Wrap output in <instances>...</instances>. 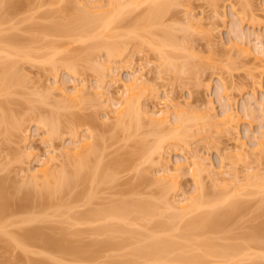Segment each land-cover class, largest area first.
<instances>
[{
	"label": "bare ground",
	"instance_id": "6f19581e",
	"mask_svg": "<svg viewBox=\"0 0 264 264\" xmlns=\"http://www.w3.org/2000/svg\"><path fill=\"white\" fill-rule=\"evenodd\" d=\"M58 1L62 5V11L71 10L69 9L71 7V0ZM76 1L77 5H75L74 9L72 8L73 11L71 10V13L65 18L55 20L51 23L35 22L32 24V27L43 34L44 38L47 36H61L69 37L70 42H86L92 40V44L86 49L69 50L68 48L62 47L65 42L62 44L63 42L57 39H47L45 41H43V39L41 40L43 43H40L42 45L36 48L33 43L41 42L38 37L27 40L19 34L8 33L6 35H1L0 94L4 93L11 95L16 92L15 90L17 88L24 86L25 74L21 72L19 66L20 60H38L39 62H44L43 64H49L52 72H57L63 67L65 70L73 72L74 75L77 76L79 74L81 76L82 70L80 69L79 60H84L85 62L90 61L89 63H91L94 57V49L104 50L106 58L102 62H99L105 70H109L111 81L117 85V87H115V92H110L105 88L106 81L103 79L104 77H102V79L98 78L96 80L98 82L96 85H89L86 78H83L84 80L82 81H77L78 78H76L71 85L57 78L51 86H48L51 92L48 91L49 93H46L52 95L55 91L60 95V99H57L56 102L58 109L74 107L82 102L86 103L92 100L94 95L104 98L103 101L105 102V107H107L105 114L106 118L108 117L109 120L111 117L115 118L113 124L117 131L131 130V134L137 135L141 128L149 123L155 127H153V134L155 135L154 140L149 141L147 138H141L138 140L135 149L125 157L115 158V160L111 162H106L100 148L101 145L92 132H87L88 134L79 136L72 127V133L75 138L71 143L65 144L62 147L55 146L54 140L56 136H59L61 133L60 112H38L36 113L37 115L29 114L23 119L17 120V118L14 119L13 116L9 114L8 107L12 100L9 98L5 101L0 100V133L3 132L8 135L11 133L12 129L20 132L24 131V140L28 141L30 134L26 135L27 129H25V122L35 120L39 127L45 128L43 139L49 141L50 145H48V147H52L45 153L40 154L30 143L26 142L28 145L25 148V154L29 158V161L30 158L33 159H31L32 161H36L35 165L33 162V166L28 164L29 166L22 169L26 174L25 177L27 176L28 179L23 185H26L27 182V186L29 185V188L26 187V189H28L24 190V192L22 189V192L25 193L22 194V198L24 197L25 201L27 200L26 204H29L28 202L33 198L37 199V203L39 201L40 206L49 205V203L56 198V195L67 192L69 195L68 201L66 200L67 198L64 199L62 197V202L58 203L52 216L68 215V218L70 217V219L74 220V223L79 224L100 223V225L97 224L99 226H95L93 232L97 235L105 233L108 235L105 240L99 238L94 239L93 242H90L87 246H83L74 245L70 240L64 238L65 236L62 237L64 239L62 241L61 237L56 238L52 233L48 231H46L47 233L44 232L45 229H42L43 227L41 226L27 228L21 232L7 230L6 227L8 225L6 224L7 221L4 219L5 216H3V214L5 213L4 209L8 206V200H10L8 198L10 195L7 188L4 189L5 186L7 187V181L4 182L5 178H3L4 180L1 178L0 238L5 234L8 236V239H4V241H9L10 238V241H14L16 245L21 246L22 249H25L26 245L28 246V241L33 240L51 250H57L64 254H71L72 256L78 255L81 256L80 258H82V256L86 258L87 256L88 258L89 256H93L90 249L94 246H109L112 248L129 247V236H133L132 233L136 231L140 239L132 246L128 253L127 260H125L126 264H129L130 261L131 263L139 261L141 264H152L156 262L160 264H163L161 262L165 264H239L242 260H251L248 264H256L255 262H257L258 258L264 256V251L262 253L251 251L252 247L264 248L259 244V235L262 233L261 231L264 230L261 224H255L251 232L244 234L245 240L239 243H220L208 233L222 226L227 219L230 220V218H233L238 212L248 206L249 202L247 200L239 198L241 196L243 197L245 192L246 195L253 194L255 191L262 192L264 196V174L260 173L255 167L252 168V166H249L248 170L251 169V172L249 171V173H247L248 175L246 176L245 182H241L239 181L241 180L239 179L240 175L237 176L239 172L237 173V170L235 171L234 169V173L233 170H231L233 175H231V173L229 174L233 176L232 178L234 181L232 178H230L231 181H228L234 182V188L229 189L227 187L231 183L226 187L229 183L226 180L228 177H225V174L229 172L227 169L224 171L221 170L220 172L212 168H207L204 157L196 149L193 154L189 155V153H186V150H188L186 147H190L191 139L195 138L202 140L204 138L203 140L206 139L207 142V138H212L210 136L216 131H220V133L231 131L230 133H232L238 127H236V125H239L241 117L236 107L237 101H235V98H233L234 96L229 92V82L225 81V77H221L220 75L221 78L219 77V79L222 85L219 84V90L222 92L220 91L221 94L219 95L220 98L222 97L224 99L222 103L224 106L222 107V112L220 111L221 113H219L215 111L216 106L212 104L213 102L211 103V101H213L212 99H210L211 101L208 103V106L205 107L194 106V104L191 106V103L187 104L188 102L186 101L185 103L187 106H183L182 104L184 103L178 100L175 101L176 98L170 97L169 94L164 95V97L161 96L160 87L154 86L150 88L145 74L139 72L141 69L138 71L131 68L133 71L129 73L127 77H123L118 71L120 70V66L113 65L115 61L123 58L127 53H130L131 44L135 42V44L139 46L136 49L140 51V53L144 48L147 50L152 49L157 52L156 54L159 55L158 57L160 59L161 66L159 68L161 72L164 71L163 69L176 72L180 70L184 72L189 71L190 74H193L195 71L194 74L197 72L199 76V72H202L203 69L199 68L201 71L198 70V66L195 67L196 69L193 68L189 61H182L179 63V55L175 54L182 49V51L185 50V52H187L186 50H192L188 55L195 56V43H191L190 39L188 41L190 46L188 43L186 45V42H181L176 36L177 34L172 32L170 26H168L170 29L167 28L168 24L165 25L166 17L172 9L180 3V0ZM0 3L1 5L4 4L3 6H6L8 11L20 5H17L18 0H12V2L11 0H0ZM144 3H146L148 7L146 11H143V14L137 16V19L135 18V21L133 20L130 24L129 21L125 22L126 13L140 7ZM8 13H10V11ZM188 14L190 15H188L189 23L192 22L190 24L188 23V26L190 29H196L195 27L197 26L198 29V25L203 23L199 21L198 17V21L195 20V15L193 17L191 16L193 12L191 14V11L188 10ZM48 15H51V13H48ZM3 17L5 18V16L0 17V25L6 21ZM194 20L198 22V25H194ZM122 27L124 28L121 30L120 28ZM202 28H204L203 25ZM197 29L194 30V32L197 31ZM210 30L211 28L208 29L209 38L206 37L209 41L214 38L213 36L215 35L212 32L213 30L215 31L216 28ZM208 31L205 29V32L203 31L205 34H202L205 36L208 34ZM252 34L248 33L247 37V34L242 32L236 35L235 38L233 37L234 39L230 38L229 47H225V49L227 48L230 50V48H236V50L239 51L238 54L251 56V61H254L253 63L255 64L253 68H251L252 70L249 73V77L254 85H262V79L264 77V34L255 33L253 34V39H251L250 36ZM215 41L216 39L214 38L212 43ZM218 42L219 40H217L216 43ZM221 42L223 45V41ZM43 48H47V50L40 51V49ZM171 50L173 51L171 52ZM130 54L129 62H132L134 61V52ZM129 66L127 67L130 68ZM161 67H163V69H161ZM143 68L144 67H142V72ZM209 83H207L208 88L212 87L211 83ZM148 89H151L149 95H147ZM41 94L45 98L42 99L41 95H39L41 97L40 100L42 99L46 102L47 95L43 92ZM88 95H92V97ZM150 95L156 98V102L158 99V102H155L156 105H152L154 107L143 101L145 96L148 97ZM33 109L34 112H37L40 108L34 106ZM245 109L247 114L251 117L249 120L250 124H253L255 117L254 109H249L247 106ZM261 110L264 118V106ZM72 115L73 121L80 123L92 122L94 117L89 116V118L87 116L84 118L75 112L72 113ZM261 127L263 128V126ZM263 129L261 133L258 134V138L255 135L257 141H254L256 139L253 140L254 146H252V148L247 147L248 142H242L240 147L241 150L236 152L239 159L252 158L254 160L256 158L255 161H257L259 160L257 157H260V159L264 158ZM153 130L151 132H153ZM181 146H185L184 148H180V150H185L184 152L182 151L185 153V160H178V162H174L175 165H173L171 164L173 162L169 152ZM232 153L230 154L235 157V153L234 155ZM134 156L142 158V160L144 159L146 162L154 161V163H158L157 169L154 170L155 176L149 178V180H153V182L157 180L158 183L161 184L163 193L159 198L129 199V197H122L118 200H112L107 204L103 203L87 210L73 211L74 207L77 206V204L75 206L73 205L75 204L74 202L81 199L83 194V189L79 187L80 185L84 186L87 181L92 183L86 197L88 201H90L97 192L96 183L99 181H113V179H116L117 171L122 170L124 167H129ZM155 156L157 157L156 161ZM184 168L185 171L187 170L186 172H190L193 178L194 189L189 195L183 194V198H175L174 201H172L168 197L169 190L177 191L179 189L177 180L178 175L174 172L175 170H184ZM204 169L208 170L211 180L217 187V191L211 193L212 196H209L208 187L201 174ZM226 170L228 172H226ZM140 177H142L141 174H139V178ZM40 179L42 180L41 182ZM145 179L147 178H143L142 180ZM221 184L225 187L221 186ZM218 185H220L222 189L219 188ZM18 189L21 190V188ZM26 204L24 202V206ZM162 207H165L169 212L165 219H157L164 215V212L161 211ZM40 214H43V212L37 214L36 212H32L29 216H26L27 218L25 220L23 219V221L26 223L34 222L35 220L38 221ZM47 217H51V215H47ZM138 221L145 222L143 225L146 227L147 231L129 229V224H136ZM149 223L153 227H150ZM180 223H182V225H179ZM145 224L149 225L146 226ZM154 227L157 228V230L159 229V231H153ZM65 229L66 228H63L62 231H65ZM168 231H172V233H168ZM116 233V236L119 235L120 238L116 239ZM88 253H91L92 256ZM129 254L132 259L129 258ZM33 259L30 260L33 264H48L46 259Z\"/></svg>",
	"mask_w": 264,
	"mask_h": 264
},
{
	"label": "rangeland",
	"instance_id": "374dc122",
	"mask_svg": "<svg viewBox=\"0 0 264 264\" xmlns=\"http://www.w3.org/2000/svg\"><path fill=\"white\" fill-rule=\"evenodd\" d=\"M3 5H1L0 3V17L5 16V18H3L6 21L2 23V25H0V36L4 34L6 35L8 33H13L19 34L27 40H30L33 37H38L39 41L43 39V41L47 39H57L60 42H63L62 44H64L65 42L62 47L68 48L69 50L86 49L89 45L92 44V40H88L86 42H70L69 37L47 36L46 38H44L43 34L39 33L36 28L32 27V24L35 22L51 23L55 20H61L65 18L68 14L71 13V10L73 11L75 5H77L76 0H71V7L69 8L71 10L69 11H62V5L58 0H18V6L14 8L12 7L13 9L9 10L10 13H8V8ZM146 8H148L147 4L144 3L140 7L130 11L129 13H126L125 22L129 21L130 24L131 22H133V20L135 21V18L143 14V11H146ZM188 10L191 11V14L193 12L191 16L193 17L195 15V20H197L198 17L199 21L203 23L198 25V20H194V25L197 24L199 29L198 30L197 26L195 25V28L197 29V31L195 32L194 30L196 29H190V27L188 26V15L190 14H188ZM48 13H51V15H48ZM166 18L167 19L165 21V25L168 24L167 28H169L168 26L172 28V32L177 34L176 36L181 42H186L185 44L187 45L188 43V45L190 46V43L188 41L191 39V43H195V51L193 49V51L196 52L195 56L188 55V53L192 52V50H186L187 52H185V50L182 51V49L179 52L176 51L177 53L175 54L179 55V63L182 61H189L193 68L198 66V70H200L199 68L203 69L202 72H199L200 74L202 73L201 76L200 74L198 76L197 72V75L194 74L195 71L193 74H190L189 71L184 72L180 70L176 72L168 69H163V67H161V69H163L164 71L161 72L159 68L161 66L160 59L158 57L159 55L156 54L157 52L152 49L147 50L143 47L144 49L140 53V51L136 49L139 46H137L135 42H132L130 51V53L134 52V61L129 62V56L131 54L127 53V55H125L123 58L115 61L113 65L120 66V70L118 71L123 77H127L128 74L133 71L132 69L138 71L141 69L139 72L145 74L150 88L154 86L160 87L159 89L161 90V96L164 97V95L169 94L170 97L172 96L174 99L176 98L175 101L178 100L184 103H181L183 106H187L185 103L186 101L188 102L187 104L191 103V106H193L194 104V106L205 107L208 106V103H210L211 101L210 99H212L213 101H211V103L213 102L212 104L216 106L215 111L219 113L222 112V107L224 106L222 104L224 102V99L222 97L220 98L219 95L222 92L221 90H219V84L222 85L219 77L220 75L221 77H225V81L229 82L230 84L229 92L232 96H234L233 98H235V101H237L236 107L238 110V114L241 117L239 125H236V127H238L234 131L231 129L233 131L232 133H230L231 131L228 132L224 130V132L222 133H220V131H216L215 133H212V136H210L212 138H207V142L206 139L203 140L204 138L202 140L193 138L190 140V147H186V149H188L186 150V153H189V155L193 154V152H195L194 150L196 149L204 157L207 168H212L213 170L220 172L221 170L224 171L225 169H227L229 172L226 170V172L228 173L225 174L224 172V174L226 175L224 176L229 178L226 179L227 182H229L228 184L225 180L227 184L226 187L231 183L229 185L231 187H227L229 189L234 188V180L232 178L233 176H231L233 175L231 173V170H233L234 173L236 170L237 173L239 172L237 176L240 175V178H238L241 179L239 180L241 182H245L246 176L248 175L247 173H249V171L251 172V169L248 170L249 166H252V168L255 167L260 171V173L264 174V158L260 159V157H257L259 158V160L255 161L256 158L254 160L252 158L239 159V157H237L236 155V152L241 150L240 147L242 145V142H248L247 147L252 148V146H254L253 140L256 139L254 141H257L258 134L261 133L262 129L264 128V118L262 115L263 112L261 110L264 106V77L262 79V85H254L249 77V73L252 70L251 68H253L255 64L253 63L254 61H251V56L238 54L239 51H237L236 48H230V50L232 49L231 51L227 49L230 44L229 40L231 41L233 37L235 38L236 35L241 34L242 32H245L247 34V37L248 33L264 34V0H180V3L172 9V11ZM202 25L206 29V31H208V29L210 28L211 30L216 28V30H213L212 32L215 35L213 37L216 39L214 43H212L214 39L213 37V39L210 40L211 42L206 38H209V31L208 34H206L205 36L203 35L205 34L203 33V31L205 32V29L202 28ZM123 28L124 27L120 29L122 30ZM253 34L250 36L251 39H253L254 37ZM217 40H219L218 43H216ZM43 41L35 42L33 43V45L36 48H39V45H42L40 43H43ZM221 41H223V45L225 46L222 45ZM225 47L227 48L225 49ZM46 50L47 48L40 49V51ZM94 50V57L92 58L91 63H89L90 61H87L89 63L88 64L84 60H79L82 74L81 76L78 74V77L74 75L73 72L65 70V68L63 67L60 68L57 72H52L50 70V65L43 64L44 62L42 63L38 60H20L19 66L21 68V72L25 74L24 86L17 88L15 90L16 92L12 93L11 95L1 93L0 100L5 101L8 98L12 100L11 103H9L8 107L9 114L12 115L14 119L17 118V120H21L29 114L37 115L36 113L38 112H60L61 133L59 136H56L54 140L55 146L57 145L62 147L65 144L67 145L71 143V141L75 138L72 133L73 129L79 136H83L84 134L92 132L95 134V138L101 145L100 148L103 152L102 154L104 160L106 162H111L112 160H115V158H123L128 153L132 152L135 149L139 139L147 138L149 141H153L155 136L153 134V129L155 127L147 123L139 131L141 133L138 132L139 135L131 134V130L117 131L114 128L113 124L115 118L111 117L110 120L108 119V117L106 118L105 114L107 107H105V102L103 101L104 98L97 97V95H94V97H92V95H88L93 99L89 101L86 100V103L82 102L74 107L58 109L56 102L57 99H60V95H58L54 90V92L52 91L54 94H48V91L51 92V89L49 90L48 86H51V84L57 78L58 80L60 79V81H66L69 85L74 83L76 78L79 79H77V81H82L86 78V81L89 85H96L98 83L96 80L98 78L102 79V77H104L103 79H105L106 81L105 88H107L110 92H115V87H117V85H115L111 81L109 70H105L100 65V62H102L106 58L105 52L104 50L99 49ZM172 51L173 50H171V52ZM127 66H129L130 68H128ZM141 66L144 67L143 72ZM209 82L212 86L210 88L207 87V83ZM108 83L110 88L108 86ZM42 92L47 95V97L50 96L49 98L46 97V102H44L45 100H42L45 98L42 96ZM150 93L151 89H148L147 95H149ZM39 95H41L42 97L41 100V97ZM143 101L150 106H155L158 102V99L156 102V98L150 95L148 97L145 96ZM244 104L247 106V108L254 109L255 117L253 120V124H250L249 122L251 117L247 114V111H245L246 106ZM34 106H38L40 109H38L37 112H34ZM74 112L80 114L84 118H86L87 116L94 117L92 122L80 123L73 121L72 113ZM36 123L37 122L35 120H32L31 122H25V129H27L26 135L30 134L28 141L24 140V131L20 132L12 129L11 133H9L8 135L3 132L0 133V179L2 178V180H4L3 178H5L4 182L7 181V187L4 184V189L7 188L10 195H7L9 196V198H7L10 200H8V206L6 205L7 207L6 209H4L5 215L3 214V216L6 217H4V219H6V224L8 225L6 229L15 232H21L22 230L27 228L41 226L43 227L42 229H45L44 232L48 231L52 233L53 236H56V238L61 237L62 241L64 240L62 237L65 236L64 238L70 240L74 245L87 246L88 244H90V242H93L94 239L98 238L101 240H105V238L108 237L107 233L97 235L93 232L95 226H99L100 223L79 224L74 223V220L70 219V217L68 218V215L52 216L54 209L57 207L58 203L62 202V197L64 199L67 198L66 200L68 201L69 195L67 192L56 195V198L53 199L54 202L52 200V202H50L52 204L49 203V205L47 204L40 206L39 201L37 203V199L33 198L30 199V201L28 202L29 204H26L27 200L25 201L24 197L22 198V194H25L23 193L24 190H27L29 188V185L27 186L28 182L26 183V185H23L28 179L27 176L25 177L26 174L22 169H25V167L29 165L33 166V162L34 165L36 164V161H32V158H30L29 161V158L25 154V148L28 145L27 143H30L40 154L45 153L47 150H50L52 148L51 146L48 147V145H50L49 141L43 139L45 128L39 127ZM261 126H263V128ZM152 130L153 132H151ZM255 135L257 138L255 137ZM184 147L185 146H181L178 149H173L171 150V152H169L171 160L173 162L171 164L175 165L178 160H185L186 156H184L185 153H183L185 150H180V148ZM230 153H232L233 155L235 153V157ZM228 154H230L232 157ZM257 156L260 155L258 154ZM156 158L157 157L155 156V161L157 160ZM132 159L133 161H130L131 163L129 164V167H124L122 168V170H118L119 173L116 170L117 168L115 169L117 171V174L115 177L116 179H113V181L109 180L97 182V192L96 194H94V198H91L90 201H88V198L86 197L88 195L90 187L92 186V183L90 181H87L84 186L80 185L79 187L83 189V194L81 199H79L78 201L76 200V202L73 201L75 204L71 202L74 206L77 204V206L74 207L73 211L87 210L91 207H96L103 203L107 204L112 200H118L122 197H129V199L159 198L163 193L161 184L158 183L155 178L154 179L156 180V182H153V180H149V178H153V176H155L154 170L157 169L158 163H154V161L146 162V160L137 158V156H134ZM222 165H224L225 167ZM186 171L185 168L184 170H175L174 173L178 175L177 180L179 189L177 190L178 192L176 190H169L168 197L170 198V200L174 201L175 198H183V194L189 195L194 189L193 178L190 172L188 173ZM229 173H231V175ZM139 174H141L143 178L147 179L142 180V177H140L142 178L140 179ZM201 174L205 184L208 187L209 196H212L211 193L217 191V187L211 180L210 174L208 173L207 169H204ZM230 178H232V182H230ZM41 181L42 180L40 179V182ZM218 186L219 188H221L220 185ZM221 186L223 185L221 184ZM26 187L28 188L26 189ZM18 188H21V190H19ZM245 193L243 197L241 196L239 198L247 200L249 202L248 206L238 212L237 215H235L233 218H230V220L227 219L222 224V226L208 233L216 241L220 243H239L245 240L244 234H248L249 232H251V229L255 224H261V226H263L262 229H264L263 193L256 191L253 194L246 195ZM23 201L26 204L25 206ZM161 211L164 212V215L158 217L157 219H165L169 212L165 207H162ZM32 212H36V214L39 212H43V214L39 215L40 218H38V221L35 220L34 222L30 223L24 222L23 219L25 220L27 218L26 216H29V214ZM47 215H51V217H47ZM143 223L145 222L138 221V223L136 224H129V229L138 231L144 230L145 232L146 227L143 225ZM149 224L145 225L147 226ZM179 225H182V223H180ZM150 227L153 226L150 224ZM63 228H66L65 231H62ZM154 230L156 231L157 228L154 227L153 231ZM157 231H159V229ZM261 232L262 233H260L259 235V244L264 247V230H262ZM168 233H172V231H168ZM116 235L117 233L115 234V236ZM132 235L133 236H129V247L124 246L122 248H112L109 246H94L90 249L91 253H93V256L91 253H88L92 257L89 256L87 258L86 256V258H84L85 256H82V258H80L81 256L78 255L72 256L71 254H64L57 250L48 249L33 240L28 241L29 244L28 246L26 245L27 249L25 248V250L24 248L22 249L21 246L16 245L14 241H10V238L9 241H4V239H8V236L4 234L1 236L2 239L0 238V264H33L30 261L33 258V260L46 259L48 264H126L125 260H127L126 258L128 257V253L130 252L132 246L136 244V242H138V240L140 239L136 231H134ZM117 238H120L119 235L116 236V239ZM251 251H258L259 253H262L264 251V248L260 249L259 247H252ZM130 256L131 255L129 254V258ZM130 259H132V257ZM249 261L242 260L241 262H239V264H248ZM138 262L131 263L130 261L129 264H141V262ZM161 263L165 264L164 262ZM255 263L264 264V256H260ZM152 264L160 263L156 262Z\"/></svg>",
	"mask_w": 264,
	"mask_h": 264
}]
</instances>
